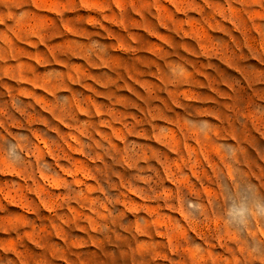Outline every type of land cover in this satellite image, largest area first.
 Returning a JSON list of instances; mask_svg holds the SVG:
<instances>
[{
    "label": "rangeland",
    "instance_id": "rangeland-1",
    "mask_svg": "<svg viewBox=\"0 0 264 264\" xmlns=\"http://www.w3.org/2000/svg\"><path fill=\"white\" fill-rule=\"evenodd\" d=\"M0 264H264V0H0Z\"/></svg>",
    "mask_w": 264,
    "mask_h": 264
}]
</instances>
